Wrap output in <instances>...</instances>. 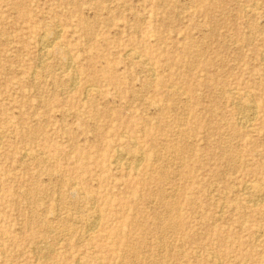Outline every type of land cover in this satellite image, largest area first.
Here are the masks:
<instances>
[{
    "label": "rangeland",
    "instance_id": "rangeland-1",
    "mask_svg": "<svg viewBox=\"0 0 264 264\" xmlns=\"http://www.w3.org/2000/svg\"><path fill=\"white\" fill-rule=\"evenodd\" d=\"M263 197L264 0H0V264H264Z\"/></svg>",
    "mask_w": 264,
    "mask_h": 264
},
{
    "label": "bare ground",
    "instance_id": "bare-ground-1",
    "mask_svg": "<svg viewBox=\"0 0 264 264\" xmlns=\"http://www.w3.org/2000/svg\"><path fill=\"white\" fill-rule=\"evenodd\" d=\"M55 31V30H54ZM59 34V33H58ZM45 35V34H44ZM43 36V35H42ZM46 37H48V35H45ZM46 37H42L41 39H40V47H41V50L42 51H44L45 53H43V54H46V49L47 48H49L48 46L51 44V42H50V40L51 39H48V38H46ZM56 38V37H55ZM58 38V37H57ZM53 40V39H52ZM52 45V44H51ZM130 52H132V51H130ZM40 53V52H39ZM40 56V55H39ZM42 56V55H41ZM47 56V55H46ZM49 57V56H48ZM50 58V57H49ZM42 60V59H41ZM44 60V59H43ZM66 60H68V58L66 59ZM70 60V59H69ZM68 60V61H69ZM67 61V62H68ZM43 62V61H42ZM70 62V61H69ZM71 63H72V61H71ZM65 64H67V63H65ZM41 65V64H40ZM70 65V64H69ZM75 66V65H74ZM66 68H67V65H66ZM153 73V72H152ZM155 73V72H154ZM153 73V74H154ZM75 82V81H74ZM230 92V91H229ZM233 101V100H232ZM241 101V100H240ZM239 101V102H240ZM236 103H238V102H236ZM254 104H252V105H248L249 106V108H248V111L246 112V113H244V111L242 110V114H240L239 115V117H238V123L239 124H241L243 127H247L248 126V124H249V121L255 116V114H256V110L254 109L255 107L253 106ZM245 107V106H244ZM238 108V107H237ZM240 108V107H239ZM240 111V110H239ZM136 142V141H135ZM134 143V142H133ZM122 151V150H121ZM120 153L122 154V152H119V153H117V155L119 154L120 155ZM124 154V153H123ZM127 154V153H126ZM118 155V156H119ZM142 155V154H141ZM122 156L124 157V155H120V157L122 158ZM139 157V156H138ZM118 159V158H117ZM138 160V159H137ZM138 165H139V163H138ZM249 185V184H248ZM251 188V187H250ZM243 190V189H242ZM254 198V197H253ZM264 198V197H263ZM262 198V199H263ZM259 199V198H258ZM251 201H252V199H251ZM254 201V200H253ZM256 201V200H255ZM223 205V204H222ZM98 214V213H97ZM100 214V213H99ZM94 216V215H93ZM166 220V219H165ZM93 222H94V220H93ZM98 222V221H97ZM99 224V223H98ZM89 225V224H88ZM97 226V225H96ZM167 227H168V225H166ZM170 227V226H169ZM90 230V229H89ZM87 233V232H86ZM40 243H41V241H40ZM37 244H39V243H37ZM43 244V243H42ZM45 244V243H44ZM40 246H41V244H40ZM44 247V246H43ZM48 247V246H47ZM51 247V246H50ZM40 248V247H39ZM40 250V249H39ZM42 251V250H41ZM48 252V251H47ZM52 253V252H51ZM54 263V262H53ZM79 263V262H78ZM216 264V263H215Z\"/></svg>",
    "mask_w": 264,
    "mask_h": 264
}]
</instances>
